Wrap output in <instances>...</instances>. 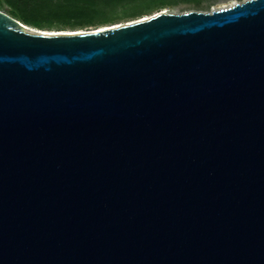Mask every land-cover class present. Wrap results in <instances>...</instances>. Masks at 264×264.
Wrapping results in <instances>:
<instances>
[{
    "label": "water",
    "instance_id": "95a60500",
    "mask_svg": "<svg viewBox=\"0 0 264 264\" xmlns=\"http://www.w3.org/2000/svg\"><path fill=\"white\" fill-rule=\"evenodd\" d=\"M0 264H264V0L79 34L0 11Z\"/></svg>",
    "mask_w": 264,
    "mask_h": 264
},
{
    "label": "trees",
    "instance_id": "16d2710c",
    "mask_svg": "<svg viewBox=\"0 0 264 264\" xmlns=\"http://www.w3.org/2000/svg\"><path fill=\"white\" fill-rule=\"evenodd\" d=\"M172 0H0V10L26 26L42 28L61 25H93L109 22L123 12L135 15L143 10L170 4ZM200 3L202 0H184Z\"/></svg>",
    "mask_w": 264,
    "mask_h": 264
},
{
    "label": "rangeland",
    "instance_id": "374dc122",
    "mask_svg": "<svg viewBox=\"0 0 264 264\" xmlns=\"http://www.w3.org/2000/svg\"><path fill=\"white\" fill-rule=\"evenodd\" d=\"M247 0H202L199 4L193 1L184 0H172L170 4L153 7L147 10H143L135 15L129 14V12H120L113 16L109 22L101 23L96 22L93 25H61L54 23L51 26H43L42 28H34L26 26V29L31 33H43V34H65V33H88L92 31L113 28L130 23H134L143 19L153 17L160 13L168 14H183L191 11L210 13L212 11H219L232 7L233 5L240 4ZM1 12L8 14L9 9L3 7ZM23 24V23H22Z\"/></svg>",
    "mask_w": 264,
    "mask_h": 264
},
{
    "label": "bare ground",
    "instance_id": "6f19581e",
    "mask_svg": "<svg viewBox=\"0 0 264 264\" xmlns=\"http://www.w3.org/2000/svg\"><path fill=\"white\" fill-rule=\"evenodd\" d=\"M103 30V29H102ZM68 34H78V33H68Z\"/></svg>",
    "mask_w": 264,
    "mask_h": 264
}]
</instances>
